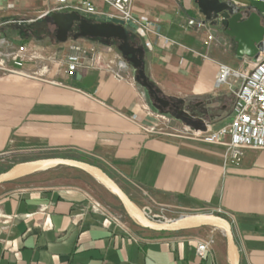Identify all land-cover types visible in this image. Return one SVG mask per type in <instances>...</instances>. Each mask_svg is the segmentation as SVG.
<instances>
[{
    "label": "crops",
    "instance_id": "crops-1",
    "mask_svg": "<svg viewBox=\"0 0 264 264\" xmlns=\"http://www.w3.org/2000/svg\"><path fill=\"white\" fill-rule=\"evenodd\" d=\"M227 1L260 10L249 0ZM39 2L49 0H0V19ZM133 11L139 24L132 39L145 49L147 77L160 93L212 119L213 130L229 123L235 85L218 87L217 77L223 67H251V59L237 58L234 39L212 25L215 41L206 45L203 30L188 24L205 20L195 0H134ZM108 46L84 38L47 45L44 61L0 77V153L83 154L106 162L126 193L137 188L190 211L221 208L238 263L264 264V149L249 148L240 165H231L223 144L146 132L180 124L163 121L135 69L120 67ZM72 57L79 69L70 76ZM200 239L182 231L130 232L77 187L0 196V264H198ZM225 253L220 238L203 264H223Z\"/></svg>",
    "mask_w": 264,
    "mask_h": 264
},
{
    "label": "rangeland",
    "instance_id": "rangeland-1",
    "mask_svg": "<svg viewBox=\"0 0 264 264\" xmlns=\"http://www.w3.org/2000/svg\"><path fill=\"white\" fill-rule=\"evenodd\" d=\"M249 1L254 5H257L260 10L264 13V0ZM50 3L51 1L49 0V2H45V4L39 2L31 6L22 7L21 9H19V11H17V14L14 18H10L7 20L0 19V77L18 71V68H22V66L27 61L33 63H40L44 61L45 55L41 47H45L54 43H60L56 39V26H50L45 23H40L39 26L37 25L38 20H41L51 15L48 14L44 17H41L42 13L49 7ZM86 18L92 19L91 17ZM101 20L110 21L103 16H101L99 21ZM34 24L37 25L36 30H41H38L36 34L35 32H33L35 27L33 28L32 26ZM69 39L73 38L70 37ZM84 39L95 41L94 39L90 38ZM97 42L103 43L101 41ZM118 44L119 42L114 43L111 47L107 45L109 48L112 49V53L119 57L117 63L120 65V67L121 63H124V66L126 67L134 68L133 65L119 51ZM135 73L137 74L136 70ZM139 83L142 85L140 80ZM150 98L152 100V97ZM209 101L211 102L212 99H209ZM153 105L160 113L163 114V121L166 120L168 122L171 121L172 123L174 122L180 124L178 126L170 125L169 123H167L166 125H160L159 127L164 129L163 134L185 135V133L188 132L194 134L196 131L199 130H203V132H206L207 130H213L210 125L212 119L206 120L203 127L195 128L184 123L182 120L175 118L171 111L165 110V112H163V109L161 107L157 106L154 103ZM191 105L193 109L191 111H194L196 108L194 107V104ZM187 110L188 109L185 108V113L187 115H191ZM193 115L194 114H192V116ZM183 125L192 129L185 130L184 128L187 127H183ZM60 154L69 155L78 160L86 161L91 164L97 165L101 167L104 171L110 172L115 176V172L113 171V169L103 160L83 154L58 153L55 151H27L5 154L0 153V175L6 173L7 171L13 169L14 167L20 164L33 162L41 159L55 158V156H58ZM225 163L231 165L241 164L230 163L226 159V153ZM114 179L120 185L119 179ZM33 187L81 188L88 192L89 196L93 201L99 202L103 207L104 212L109 214L124 229L130 232H136L138 234L152 233L153 231L152 229L142 225L141 222L137 220L135 215L132 214L128 210V208H126L121 203L118 197L112 191H110L104 184H102L96 177H94L88 171L76 167L56 166L40 170L29 175L11 179L9 181H5L0 184V196H3L15 189ZM127 194L129 195L131 200L136 204V206H138L139 209L143 211L145 216L149 220L157 224H168L172 221L182 218L183 216L196 215L200 213L214 214L227 218L226 211L221 208L214 210L205 209L202 211H190L188 209L173 205L163 198L157 199L153 194L144 193L143 191L137 188H133L131 191L129 190V193ZM170 231H182L187 234L197 233L202 238L200 240H204L210 243V249H212V251L215 248L218 239L221 238L224 243H226L227 241L225 232L222 229L212 225L203 224L200 226L183 227ZM223 264H230L228 253H225L224 255Z\"/></svg>",
    "mask_w": 264,
    "mask_h": 264
},
{
    "label": "water",
    "instance_id": "water-1",
    "mask_svg": "<svg viewBox=\"0 0 264 264\" xmlns=\"http://www.w3.org/2000/svg\"><path fill=\"white\" fill-rule=\"evenodd\" d=\"M195 1L205 17L204 22L220 27L226 35L234 39L237 44L236 56L239 60L243 61L245 58L256 60L259 57L260 49H263L264 40V13L262 11L253 5L239 6L227 0ZM51 17L57 27L56 39L60 43L67 42L70 37L73 39L99 38L117 40L119 42V51L137 71L139 80L147 89L150 97H152V102L163 110H167L171 104V100L159 96L157 90L147 77L143 61L145 49L132 43V34L138 30V26L132 22L126 25L123 20L117 18L100 22L101 16L98 14H92L90 16L92 19H88L78 12H54L51 14ZM75 26L77 27V32H74ZM80 78L81 75L78 74V79ZM32 164L42 167L70 166L88 171L93 175H99L126 208L131 207L138 213V220L141 224L152 230L170 231L179 229L177 226L184 220L182 217L168 224L152 222L136 206L116 180L110 177L101 167L72 158L55 157L20 164L0 175V184L16 178L19 172ZM189 218L214 219L223 225L227 239V252L230 264H239L238 249L234 240L232 225L227 218L204 213L190 215Z\"/></svg>",
    "mask_w": 264,
    "mask_h": 264
},
{
    "label": "built area",
    "instance_id": "built-area-1",
    "mask_svg": "<svg viewBox=\"0 0 264 264\" xmlns=\"http://www.w3.org/2000/svg\"><path fill=\"white\" fill-rule=\"evenodd\" d=\"M49 7L44 10L41 17L54 12H78L90 17L98 14L108 20L114 18L123 20L126 25L130 22L138 26L139 21L134 15V0H50ZM111 11H106L105 6ZM190 26H195L206 35V45L215 41L212 24L196 19L188 21ZM251 67L244 71L232 70L223 67L217 77V86L232 81L235 87L231 90L232 106L231 120L217 130L196 131L194 134L188 132L187 137L210 144H223L226 147V159L233 164H239L245 157L249 148L264 149V40L263 49H260L259 57L250 60ZM121 63V67H123ZM79 69V58L72 57L69 60L68 74L74 75ZM120 77V74L117 73ZM232 79V80H231ZM146 132L163 134L164 129L159 126L145 127ZM174 135V134H172ZM93 208L104 211L99 202L93 201ZM210 250V243L199 240L196 255L198 264L206 261Z\"/></svg>",
    "mask_w": 264,
    "mask_h": 264
},
{
    "label": "trees",
    "instance_id": "trees-1",
    "mask_svg": "<svg viewBox=\"0 0 264 264\" xmlns=\"http://www.w3.org/2000/svg\"><path fill=\"white\" fill-rule=\"evenodd\" d=\"M40 23H45V24H48V25H50V26H56L55 25V23H54V20L52 19V17H51V15L50 16H47V17H45V18H43V19H41V20H38L37 21V25L39 26V24ZM37 25H31L33 28L35 27V29H34V31L33 32H35V34L38 32V30H36V26ZM39 31H41V30H39ZM95 41H101V42H103L104 44H107V45H110V46H112L114 43H118V41L117 40H107V39H99V38H96V39H94ZM131 40H132V42H133V44H135L134 43V41H133V39L131 38ZM136 45V44H135ZM137 79H138V81H139V77L137 76ZM150 81V80H149ZM141 82V81H140ZM150 83L151 84H153V86L155 87V89H157L159 92H161L160 91V89L159 88H157L155 85H154V83L152 82V81H150ZM175 102H177V104H178V108L177 109H175V110H172L171 112L173 113V116L175 117V118H177V119H180V120H182L184 123H186V124H188V125H190V126H192V127H195V128H200V127H203L204 126V123H205V121H206V119H201V118H198V117H196V116H192V114L193 113H191V115H187L186 113H185V108H187V107H185V101H183V100H179V99H176L175 100ZM189 108H190V111L191 110H193L192 109V106H189ZM163 112H165V110H162ZM56 158H72V159H76V158H73L72 156H69V155H58V156H55ZM78 160V159H77ZM106 172V171H105ZM108 173V175L110 176V177H112L113 179L115 178L110 172H107ZM224 217V216H223Z\"/></svg>",
    "mask_w": 264,
    "mask_h": 264
},
{
    "label": "bare ground",
    "instance_id": "bare-ground-1",
    "mask_svg": "<svg viewBox=\"0 0 264 264\" xmlns=\"http://www.w3.org/2000/svg\"><path fill=\"white\" fill-rule=\"evenodd\" d=\"M122 65H124V63H122ZM47 168H51V167H46V166L42 167V166H36V165L32 164V165H29L28 167H26L25 169H23L21 172H19V174L16 176V178L21 177V176H25V175H29V174H32V173H35L37 171L44 170ZM93 176L96 177L102 184H104L110 191H112L111 188L109 187V185L99 175H93ZM127 208L132 214L135 215V217L138 220V218H139L138 213L135 210H133L131 207H127ZM183 219H184L183 222H181L177 227L183 228V227L200 226V225L206 224V225H212V226H215L217 228H220L225 232L224 226L221 225L220 223H218L214 219H197V218H189V216H183Z\"/></svg>",
    "mask_w": 264,
    "mask_h": 264
},
{
    "label": "flooded vegetation",
    "instance_id": "flooded-vegetation-1",
    "mask_svg": "<svg viewBox=\"0 0 264 264\" xmlns=\"http://www.w3.org/2000/svg\"><path fill=\"white\" fill-rule=\"evenodd\" d=\"M100 22H103L102 20ZM74 32H77V27L75 26V31ZM132 38V37H131ZM157 90V89H156ZM159 96L163 97V98H166L168 99L167 97H165L164 95H162L158 90H157ZM154 97V96H153ZM171 100V104L170 106L167 108L168 111H172V110H175L178 108V104L177 102L173 101L172 99Z\"/></svg>",
    "mask_w": 264,
    "mask_h": 264
}]
</instances>
